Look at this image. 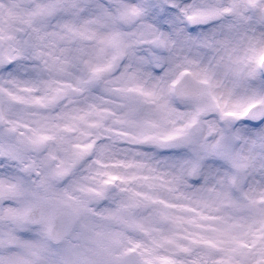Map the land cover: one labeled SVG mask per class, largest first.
Masks as SVG:
<instances>
[{
  "label": "rangeland",
  "instance_id": "1",
  "mask_svg": "<svg viewBox=\"0 0 264 264\" xmlns=\"http://www.w3.org/2000/svg\"><path fill=\"white\" fill-rule=\"evenodd\" d=\"M54 2L87 7L80 17L61 11L44 18L41 8ZM236 2L184 0L183 8ZM172 3L178 0H0V55L15 60L0 70V201L13 200L19 216L37 204L44 209L40 223L23 229L0 212V238L15 230L22 242L39 244L29 248L34 260L50 251L54 201L78 214L60 244V264H117L127 252L145 264H214L225 247L219 221L202 217L231 216L243 232L254 216L227 202L224 212L210 211L229 178L236 177L234 199L246 194L264 207V128L224 123L233 116L226 113L261 119L247 108L264 97V74L257 65L248 75V56L264 38L257 31L264 4L245 11L250 19L222 16L189 33ZM103 6L143 12L125 23L103 15ZM65 21L87 31L68 33ZM114 25L123 55L112 61L113 50L100 41ZM165 94L175 103H161ZM194 164L198 174L188 176Z\"/></svg>",
  "mask_w": 264,
  "mask_h": 264
},
{
  "label": "snow or ice",
  "instance_id": "2",
  "mask_svg": "<svg viewBox=\"0 0 264 264\" xmlns=\"http://www.w3.org/2000/svg\"><path fill=\"white\" fill-rule=\"evenodd\" d=\"M264 4V0H261ZM87 5H81L79 3H73L70 7H66L60 3H49L41 8V14L44 18H54L61 11L66 14L72 15L74 17H80L85 11ZM177 4H169L168 8H177ZM257 0H248L247 5L243 3L236 2L230 5H224L222 7H204V6H193L188 5L181 8V13L185 16L186 21L189 24H206L210 23L222 16L228 15H238L245 19H250V17L245 16V11L248 9H256ZM244 9V11H242ZM103 15L107 17H112L114 21L119 22H129L132 18H138L141 16L143 9L138 6H132L131 8L124 6L121 9H117L116 13L113 14L106 6L101 7ZM262 13L261 22H264V7L260 8ZM163 18V16L161 17ZM92 21L85 20L84 25L90 24ZM60 27L68 32L76 35L83 36L87 31V28L79 27L74 21H65ZM49 35L45 33L40 39L44 40L45 37ZM52 35H58L57 33H52ZM94 35V34H93ZM105 47L111 48L113 50L112 61H115L118 57L123 55V49L121 48L120 33L117 30L116 25L113 26V31L105 35L100 41ZM155 43L160 46L166 44V40L158 39ZM37 57L40 53H36ZM11 53L7 55H0V70H10L14 64L15 60L9 59ZM112 61L109 62V67ZM248 63L250 65V70L248 72L249 76H254L258 65L264 68V38L257 39L250 48V55L248 56ZM95 71H103V69H95ZM253 108H259L260 111L258 115L261 119H264V97H260L259 100H253L249 105L247 110L251 111ZM226 115H234V113H226ZM261 139H264V133H261ZM233 168L239 170L241 168L247 167L246 164H239L233 162ZM199 166L194 164L190 170H188L187 175L193 176L198 174ZM228 185L230 186L228 190L222 192L218 195V204L216 208H210V211L217 213H222L225 211L223 207L224 203L227 202L228 206L234 211H243L245 209L254 212L252 222L247 224L243 232H237V228L244 226H238L230 221L233 217L228 215H218V216H207L202 217V219L208 220H218L219 227L217 228V235L220 238V242L225 245L221 250L222 258L214 264H264V207L257 208L255 200L248 197L246 194L243 199H234L231 194V187H236V177L232 176L228 180ZM262 200H264V193H261ZM246 201V202H245ZM0 212L8 213L14 217V220L19 228L23 229L24 225L32 219L31 214L27 217L17 215L19 209L15 208L13 200L5 199L0 201ZM179 219V218H178ZM30 245L22 242V238L17 235L16 231L13 230L8 234L7 240L0 238V264H31L28 260V255ZM19 250V251H16ZM163 264H172L170 260H165Z\"/></svg>",
  "mask_w": 264,
  "mask_h": 264
},
{
  "label": "water",
  "instance_id": "3",
  "mask_svg": "<svg viewBox=\"0 0 264 264\" xmlns=\"http://www.w3.org/2000/svg\"><path fill=\"white\" fill-rule=\"evenodd\" d=\"M259 108H253L252 116L260 118L258 112ZM177 142H182L177 140ZM31 214L32 219L28 221L29 224H36L42 218V212L39 208H34L29 211L26 217ZM76 224V214L64 204H57L55 213L52 218L51 226L48 231V237L52 244H60L72 231ZM126 264H136L131 255L125 257Z\"/></svg>",
  "mask_w": 264,
  "mask_h": 264
},
{
  "label": "clouds",
  "instance_id": "4",
  "mask_svg": "<svg viewBox=\"0 0 264 264\" xmlns=\"http://www.w3.org/2000/svg\"><path fill=\"white\" fill-rule=\"evenodd\" d=\"M183 4H184V0H178V7L176 8V11L178 13L181 25L185 28V30L187 32L192 33L193 30H206L207 27L210 26V25L197 26V25L189 24L186 21L185 16L180 11V9L183 8ZM225 19H227V17H225ZM257 31L264 34V25L260 26V28H258ZM210 118L215 119L214 116L210 117ZM240 124L250 125L256 129L264 128V119L249 120V119L245 118L244 120L236 122L237 127ZM190 183L193 185H197L200 183V181L199 180H192V181H190ZM36 228L39 230L40 225H36ZM41 242L46 243L42 234H41ZM47 249L50 251L46 252L45 255L42 257V259H40L39 261L34 260L30 254L26 253V255H28V260L31 262V264H60L59 257L61 255V246L59 244H47ZM16 251H19V250H16Z\"/></svg>",
  "mask_w": 264,
  "mask_h": 264
},
{
  "label": "bare ground",
  "instance_id": "5",
  "mask_svg": "<svg viewBox=\"0 0 264 264\" xmlns=\"http://www.w3.org/2000/svg\"><path fill=\"white\" fill-rule=\"evenodd\" d=\"M175 101L176 100H174V98H170L169 97V95L168 94H165L163 97H162V102L161 103H163V104H166L167 105V103L168 102H173V103H175ZM214 116V115H213ZM242 119H241V117H238V116H235V115H233L231 118L229 117V118H225V120H224V123H226V124H229V125H232V126H234V128L236 129V122L237 121H241ZM238 127H240V128H244V129H249V127L250 126H248V125H246V124H240ZM182 181V180H181ZM170 189H172V191H174V192H176V191H178V189L176 188V187H171ZM169 230V226L167 227V228H165V229H162L161 231L162 232H167ZM173 234H175V230H173ZM37 243H38V241H36ZM30 245H31V247L32 246H36V247H40V246H38L39 244H36V243H30Z\"/></svg>",
  "mask_w": 264,
  "mask_h": 264
}]
</instances>
